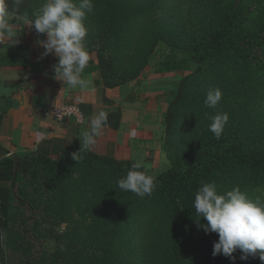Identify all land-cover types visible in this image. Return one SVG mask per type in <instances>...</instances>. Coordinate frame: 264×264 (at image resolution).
I'll list each match as a JSON object with an SVG mask.
<instances>
[{"label":"trees","instance_id":"obj_1","mask_svg":"<svg viewBox=\"0 0 264 264\" xmlns=\"http://www.w3.org/2000/svg\"><path fill=\"white\" fill-rule=\"evenodd\" d=\"M196 1L198 10L188 17L182 13L177 21L169 13L177 0H93L98 20L91 18L86 48L97 52L105 86L136 79L158 42L173 41V53L159 72L189 73L180 79L164 115L168 133L181 106L193 128L208 126L213 109L205 106L206 97H190L193 80L199 90L207 87L204 80L197 83L198 77L215 81L227 107L264 113V0ZM43 2L23 0L17 8L13 0H3V7L31 20ZM219 81L227 83L219 86ZM195 103L200 107L192 111L196 119L189 111ZM240 131L223 132L219 140L205 132L200 146L182 155L173 153L168 140L171 167L159 173L140 169L155 177V190L144 198L117 184L131 169L132 159L85 151L77 162L71 154L80 146H69L56 158L38 151L0 156V240L4 230L14 250L9 251L21 252L22 264H264L258 254L241 259L239 249L234 261L213 256L219 236L200 227L207 221L193 208L202 182H215L218 194L237 186L253 200L264 194V142ZM257 137L264 140V135ZM63 223L65 231H56L54 226ZM146 234L155 239L148 251L140 245ZM49 239L58 245L56 250L45 247L38 255L39 241L49 245Z\"/></svg>","mask_w":264,"mask_h":264},{"label":"crops","instance_id":"obj_2","mask_svg":"<svg viewBox=\"0 0 264 264\" xmlns=\"http://www.w3.org/2000/svg\"><path fill=\"white\" fill-rule=\"evenodd\" d=\"M4 11L11 32L0 30V156L38 151L56 158L69 146L81 147V132L100 110L109 114L108 124L91 151L117 159L142 157L143 165L163 156L172 73L153 69L137 80L107 87L100 82L97 52L86 48L91 59L82 76L92 87L71 88L54 79L55 54L43 56L45 49L38 41L46 40V34L29 26L30 19ZM64 103L78 105L84 121L57 120L51 110Z\"/></svg>","mask_w":264,"mask_h":264},{"label":"clouds","instance_id":"obj_3","mask_svg":"<svg viewBox=\"0 0 264 264\" xmlns=\"http://www.w3.org/2000/svg\"><path fill=\"white\" fill-rule=\"evenodd\" d=\"M18 8L23 0H13ZM93 0H44L41 7L28 20L29 26L34 27L38 34H46V40L38 43L45 49L43 56L55 54L58 63L53 66L54 79L71 88L88 90L92 81L83 78L85 68L91 59L84 41L88 33L85 25L87 14L94 11ZM3 0H0V30L11 32L4 19ZM222 90L217 87L207 92L204 104L215 109L222 100ZM59 116V113H58ZM109 114L100 110L90 118V125L80 134L81 149L73 152L74 161L82 160V152L91 151L97 139L102 135L108 124ZM211 121L209 130L219 140L229 120L227 113L217 112L209 115ZM131 136L135 131L130 130ZM42 133H37V136ZM143 158L135 160L126 176L117 181L120 190L132 192L139 198L150 196L155 190V177L141 171ZM193 208L200 218L206 219L207 224L200 225L206 233L215 232L219 240L214 243L213 256L224 255L233 261L238 249L242 252L241 259L259 255L264 261V200L257 197L250 199L239 186L218 194L215 182H202L194 196Z\"/></svg>","mask_w":264,"mask_h":264},{"label":"rangeland","instance_id":"obj_4","mask_svg":"<svg viewBox=\"0 0 264 264\" xmlns=\"http://www.w3.org/2000/svg\"><path fill=\"white\" fill-rule=\"evenodd\" d=\"M193 1L198 2L196 0H193ZM193 1L190 0V2H189L188 0H177V2L175 4V8L173 10L169 11V13L178 16L177 21L180 18V15L182 13H183L184 17H188L189 15L195 13V11L198 10V8H197L198 5L197 6L193 5ZM210 1H213V0H210ZM202 8H207V7H202ZM95 10H96V8H95ZM95 10L93 11V13L89 14L88 19H87L86 27L88 29V33H87V36H86L85 41H84L85 47L89 46L88 45V36H89V33L92 32L90 29L89 23H91L92 21L94 23H96V21L98 20V18L95 19ZM170 14L166 15V17L168 18L169 21L171 20ZM92 16H93V20L91 21ZM173 19L176 23V20L174 17H173ZM157 23L158 22H154V27L157 25ZM96 32H98V31L96 30ZM166 35L168 38H170L169 34L166 33ZM171 42H173V41L170 40V42H166V41L165 42H163V41L158 42V44L155 48V51L149 56V62L147 64L146 68L144 69L143 73L141 75H139L134 80L139 79L142 75H144V73L146 71L150 72L153 69L155 70V72L159 73V68H161L160 64L162 63V61H164L167 58L168 54L173 53L172 46L169 44ZM179 57H181L180 53H179ZM237 65H239V64H237ZM163 72H165V71H163ZM170 73L173 74V78L169 79L170 83L172 82L171 85L173 86L172 91H169L171 94V100H172L178 91V83H179L180 79L182 78L183 75L188 74L189 71L179 69L176 71H172ZM197 79H199V80H197V83H199L203 80H204V82H207V87H205V88L203 87L202 90H199L196 86L195 80H193L191 86L189 87V89H191L190 90V97L191 98L196 97V96H198L201 99L205 98L207 95V92L211 89H215V85H217L215 83V81L210 80L209 78H205V76H204V78L200 79V77H198ZM134 80H130L128 82H131ZM226 83L227 82L219 81V86H220V84L226 85ZM123 84H125V83H123ZM123 84H121V85H123ZM262 85H263L262 87H264V81H263ZM171 100H170V102H171ZM198 104L199 103H195L194 105H192L189 108L191 116L194 119H196L197 117L195 116V114L192 111H193V109H196V110L200 109V107H198ZM230 104L234 105L233 103H230ZM166 111H165V114H166ZM217 112L227 113L229 115V120L225 126L224 132L230 131L231 129L243 130L242 132L240 131L242 136L250 137L252 139H255L258 142H262V141L264 142L262 137L261 138L257 137V136H263L264 135V113H262L261 111L253 110V108H246V109L229 108V107H227L225 97H223L222 100L220 101V103L216 106V108L212 110V113L210 115H214ZM184 115H185V109L183 106H181V108L179 109L178 115H176L179 117V119H178V121H175L174 128H172L170 133L167 132L166 126H165V131H164V134L162 136V148L164 150V154L160 159L156 158L153 161H150L147 165H143V167L148 172L159 173V172L165 171L171 167L172 164H171L170 154L165 149V144L168 140H170L172 142L173 153L175 155H182L183 153L191 152V151H194L195 149H197L200 146L201 142L204 140L203 134L205 132H207L208 134H213L209 130V125H210L211 121L208 123V126H206V127H202L201 123H200L199 125H200L201 129H197L198 126L196 128H193V126H192L193 123L191 121H188L187 119L184 120ZM176 136L178 138H183L184 142L179 141V139H177ZM257 197L263 198L264 194H261ZM47 226H48V224L44 225L42 227V229L45 230ZM65 227H66L65 223H63L60 226H58V225L54 226L56 231H60V232H64ZM2 235H3L2 239L0 240V264H22L21 260H22L23 255L21 254V252H19V253L10 252L9 249L12 251H14V250H13V248H11V245H9L7 243L6 237L4 236V230L2 231ZM148 236H149V234L148 235L146 234L144 237L141 238V241H140L141 246L147 245V251H148V245H150V244L153 245L155 243V239L152 241L150 239V237H148ZM48 242H49V245L47 244V242L42 244V242L39 241L38 246H37V248L39 250L38 255L43 250V248L45 249V247L47 248V250H49L48 252L56 250L58 245L54 242V240L49 239ZM62 244H65V243H62ZM40 245H43V246L40 247ZM63 248H65V247H63ZM32 252H33V250H32ZM35 254H36V251H35ZM155 255L156 254H154V257H155ZM57 264H61V262H59Z\"/></svg>","mask_w":264,"mask_h":264},{"label":"built area","instance_id":"obj_5","mask_svg":"<svg viewBox=\"0 0 264 264\" xmlns=\"http://www.w3.org/2000/svg\"><path fill=\"white\" fill-rule=\"evenodd\" d=\"M51 112L57 120H64L71 117H75L77 121L81 123L85 119L79 106L73 103H64L61 105H56L52 108ZM6 156H12V153H7Z\"/></svg>","mask_w":264,"mask_h":264}]
</instances>
